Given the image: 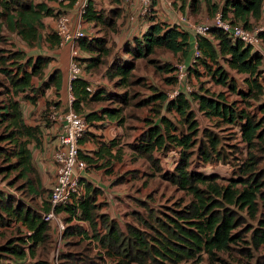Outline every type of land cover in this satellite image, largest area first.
<instances>
[{
  "label": "trees",
  "instance_id": "trees-1",
  "mask_svg": "<svg viewBox=\"0 0 264 264\" xmlns=\"http://www.w3.org/2000/svg\"><path fill=\"white\" fill-rule=\"evenodd\" d=\"M74 1L68 0L64 6L70 8ZM109 1L115 5L110 11L117 13L122 0ZM173 3L179 9L194 14L204 5L211 15L220 12L224 19L249 29L264 16V0H174ZM64 6L52 0H0V40L7 39L6 34L16 35L26 45H36L41 29L46 27L45 18L56 17ZM83 18L91 23H112L110 18L103 16L102 11L96 10L91 0L86 3ZM191 36L188 29L175 22L152 18L132 37L131 42L123 45L124 52L130 54L131 58L114 57L105 69V76L117 78L116 85L129 84L132 82L134 59L148 58L156 49L162 48L173 54L182 53L187 70L197 75L200 73L195 65H203L216 84L240 94L247 105L255 100L260 114L240 108L236 100H228L222 91L212 92L200 86L197 90L180 89L176 95L169 97L164 91L149 85L152 92L145 98H139L135 104L143 106L152 103L154 116L146 118V126L132 148L158 169L161 168L158 158L153 156L154 151L166 153L176 148L178 155L174 168L161 171L160 175L188 193L190 199L178 208H169L168 213L160 212L161 216L150 207L147 208L146 216L134 212L136 222L142 225L126 222L125 229H121L116 220L99 212L102 208V204L97 202L99 188L85 179L81 194L72 195L65 204L54 208L65 224L61 241L77 235L82 239L88 238L90 228L92 236L105 253L117 258L119 264H178L199 257L201 253H206L211 259H218L217 252L229 251L231 245L236 243H244L255 249L264 248V168L259 166L261 155L256 152L264 153V54L223 30L211 27L207 34L195 36L199 56L190 65ZM259 36L264 42V31ZM46 38L51 47L57 44L58 37L53 29L48 30ZM80 45L81 49L91 52V55L81 57V62L85 63L88 70L102 63V57L110 53L107 42L100 37L81 40ZM1 51L0 71L7 82L1 84L4 95L0 99V158L6 164L0 165V174L5 179L15 171L16 177L24 181L27 193L35 197L42 190L39 176H36L32 148H41L42 127H50L53 121L49 113L43 115L44 123L26 120L22 101L27 100L31 105H36L46 89H60L62 76L58 70H52L46 78H42L43 70L49 63L47 57H27L20 48ZM158 68L164 72L175 69L168 62L160 64ZM230 70L243 75L245 87L238 86ZM34 76L39 78L36 83L32 81ZM133 81L140 82V79ZM167 81L176 83V76H168ZM87 84L90 83L83 76L72 80L74 99L71 107L84 113L91 125L92 121L105 117L109 120L120 119L119 108L103 106L98 110L82 112L83 103L104 98L127 102V92H109L104 86L93 87L90 92L86 89ZM195 107L209 118H217L238 128L247 154L228 176L215 171L203 172L190 166L194 153L202 161L196 167L224 158L218 148L219 139L211 130L204 128L201 134L204 139L197 137L199 129ZM161 109L176 112L182 128L179 130L170 117L161 114ZM97 141L95 148L88 151L81 148L79 155L86 161L85 169L107 167L108 173L115 162L122 161L121 149L114 150L117 145L115 137ZM49 163L52 165V162ZM15 181L8 180L7 185L13 186ZM50 208L49 196L41 209H36L0 189V227L14 224V228L20 232L0 244V264H10L9 260L22 262L26 258L32 261L28 264H54L46 255L56 242V234L52 222L43 218V213ZM39 247L43 249L40 254L37 252ZM73 253L68 251L61 255L67 259L72 258ZM69 261L78 264L77 257ZM82 263L87 264L84 261ZM256 263L264 264V254L256 259Z\"/></svg>",
  "mask_w": 264,
  "mask_h": 264
},
{
  "label": "rangeland",
  "instance_id": "rangeland-1",
  "mask_svg": "<svg viewBox=\"0 0 264 264\" xmlns=\"http://www.w3.org/2000/svg\"><path fill=\"white\" fill-rule=\"evenodd\" d=\"M91 1L96 10L102 11L103 16L110 18L112 23L107 24L101 21L91 23L85 21L84 31L87 35L77 40L74 45L79 47L82 55H91L90 51L81 49L80 41H88L93 37H100L107 42L110 53L102 57V63L90 70L85 68L84 62H81L83 70L82 76L86 78L88 83L93 87L104 86L105 90L109 92H127V102L119 101L115 98H104L101 100H88L83 103L82 112L98 110V108L103 106L115 107L121 110L119 111L120 119L109 120L105 117L100 120L92 121L93 125L88 122V130L81 138V145L83 149L88 151L96 147L97 140L115 137L117 145L114 150L120 148L123 159L120 162H115L108 173H106V170H108L107 167H89L88 169H84L82 172L83 179H80L79 182L81 185V192L84 191L86 182L83 181L85 179L89 180L93 186L105 185V187H107V189L98 187L97 202L102 204V208L99 212L105 213L109 219L116 220L120 228L125 229L126 222H133L139 226L142 225L140 222H136L133 216L134 212L139 213L141 216H146L147 208L150 207L153 208L156 214L161 216L160 212L168 213L169 208H178L180 204H185L190 199L188 193L177 188L173 183L160 175L161 171H170L174 168L175 160L178 155L176 148H171L166 153L154 151L153 156L158 158L161 169H158L149 162L145 156L139 155L132 148L146 126V118L154 116L151 110L153 106L152 103L143 106L135 104L139 98H145L152 92L149 85H153L158 90L164 91L168 96L175 93V90H197L202 86L212 92L222 91L228 100H236V104L240 108H247L258 115L260 114V110L258 108L256 109L257 102L255 100H251V103L247 105L242 100L240 94L230 91L226 86L216 84L209 74L205 72V68L201 64L195 65L200 73L199 75L191 70H186V75L181 81L182 84L177 81L176 83L168 82L167 77L170 75L176 76V72L174 70L171 72H164L159 69L158 66L168 62L175 68L176 64L184 62V56L182 53L173 54L162 48L156 49L148 58L134 59L135 66L131 71L132 82H129V84L116 85L117 78L109 79L105 76V69L114 57L131 58L130 54L124 52L123 45L131 42L132 37L138 34L152 18L172 23L178 21L179 17L183 16L190 22H205L210 20L213 15L209 13V9L204 5H202L198 13L194 14L189 10L185 9L183 11L179 9L174 3H172L171 6V4H168L165 0H153L148 12L140 13V0H122L118 12L114 13L110 11V8L115 7V5L109 0ZM65 6L62 10L68 12L66 10L68 7ZM75 9L76 8H74V10ZM130 16H133V19H131ZM45 20L46 27L41 29L40 39L36 45L28 46L16 35L6 34L7 39L0 40V54L2 52L1 50H3V52H9L16 48H20L27 57L41 55L49 58V63L43 70L42 78H46L50 71L58 70L62 76V85L59 90H54L53 87L46 89L44 93L39 96L36 105L30 104L29 118L32 122L41 121L44 123L43 115L53 110L52 113L56 114V120L54 121L53 118L50 120L53 121V123H58L60 121L58 115L71 107L72 102L69 101L70 95L72 94L68 87L67 70L70 60V51L69 44L62 47L64 49L57 46L51 47L46 38V34L48 30L53 29L54 19L46 17ZM262 24H264V16L254 22L252 28L261 26ZM155 65H157V67ZM262 69L264 74V59ZM230 72L235 77L238 86L240 88L245 87L242 81L243 75L233 70H230ZM38 79L39 78L34 76L32 78L33 83H36ZM138 79H140V82L133 81ZM6 82V77L0 71V99L4 95L2 93L4 88L1 84H5ZM194 110L196 111L195 118L197 119L199 129L197 137L204 139V136L201 135L203 129L207 128L211 130L219 139L218 148L224 154V158L196 167L202 164V161H200V158L194 153L191 157L190 166L203 172L215 171L221 175L228 176L236 170L238 164L244 160L247 154L246 145L240 139L237 126L228 125L218 121L217 118H209L199 112L196 107ZM52 113L51 116L53 115ZM161 114H166L170 117V119L179 126V130L182 128L180 117L176 112H168L165 109H161ZM119 120H122V122ZM42 128H44L42 132L43 144L40 149L32 148L36 176H39L41 184L42 192L40 195L34 197L27 193L24 181L16 177L15 171L11 172L5 179H3V175L0 174L2 190L31 204L36 209H41L44 200H48L52 178L54 176V170L51 167V163H49L53 162L51 153L54 148L46 138L50 137V140L54 139L55 131L48 130L49 127L45 125ZM195 148L196 145L193 149ZM256 152L258 155H261L259 166L264 168V153L257 150ZM5 164V160L0 158V165L3 166ZM11 179L16 180L13 186L7 185L8 180ZM89 232L90 237L88 238L82 239L77 235L75 237L64 238L62 241L60 240L56 263L71 264L69 260L74 261L77 257L78 264H83L82 261L87 262V264H119L117 258L105 253V250L100 246L99 242L92 236L90 228ZM18 233L20 232L14 228V224L4 228L0 227V244L7 238L15 236ZM56 242H54L49 253L46 255V258L50 261H55L53 254L58 245L57 236ZM231 246L232 248L229 251L217 252L216 257L218 259H211L207 257L206 253H201L199 257L183 260L178 264H257L256 259L264 254L263 247L255 249L244 243H236ZM68 251L74 252V256H72V258L68 257L67 259L62 258L63 253H68ZM37 252L40 254L43 252V249L39 247L37 248Z\"/></svg>",
  "mask_w": 264,
  "mask_h": 264
},
{
  "label": "built area",
  "instance_id": "built-area-1",
  "mask_svg": "<svg viewBox=\"0 0 264 264\" xmlns=\"http://www.w3.org/2000/svg\"><path fill=\"white\" fill-rule=\"evenodd\" d=\"M54 3L64 6L68 0H52ZM88 0H75L72 3V7L66 8V11H61L56 17H54L53 30L57 34L58 41L55 46L64 47L69 44L70 60L68 63V87L71 91V82L75 78L82 77V67H81V50L78 46H75V42L80 38L85 37L87 34L84 31L85 20L83 14L85 13V6ZM153 0H140V13H146L150 9ZM168 4L174 2V0H165ZM64 7H62L63 9ZM74 8H76L74 10ZM264 13V10H263ZM133 19V16H130ZM181 27L188 29L192 34V50L190 53L189 64L192 65L199 56V50L197 48V41L195 39L196 35H205L211 27H216L224 32L228 33L231 37L240 39L245 44L251 45L255 50L264 54V42L262 41L259 33L264 31V24L255 28H246L242 24L231 23L229 20L224 19L220 12H217L210 20L205 22H190L185 17H179L178 21L175 22ZM64 49V48H62ZM188 69L187 62H181L175 65L174 71L176 72V81L180 84L183 77L186 75V70ZM88 91H93V86L91 84L86 85ZM180 90H175L169 97H173ZM72 94V92H71ZM73 94L70 95L69 101H73ZM28 102V101H27ZM26 101L23 103V114L27 119L29 118V105ZM72 103V102H71ZM50 111L49 116L53 118L54 121L55 113ZM51 113L53 114L51 116ZM60 121L54 122L58 124V128L55 130V141L53 144L52 155V166L54 169V176L52 178V183L50 187V210L43 213L44 220L51 221L56 236L58 239L57 248L53 254L55 258L54 264L56 263V258L59 252L61 233L65 227L63 220L59 214L54 212V208L60 204H65L72 195L81 194L80 178L82 177V172L86 168V161L80 157L79 150L82 147L80 139L86 134L88 130V122L84 116V113H79L72 107H69L65 112L58 115ZM52 124V125H53ZM51 127L53 128V126ZM1 189V182H0ZM10 264H28L30 262L29 258H26L22 262H14L9 260Z\"/></svg>",
  "mask_w": 264,
  "mask_h": 264
},
{
  "label": "crops",
  "instance_id": "crops-1",
  "mask_svg": "<svg viewBox=\"0 0 264 264\" xmlns=\"http://www.w3.org/2000/svg\"><path fill=\"white\" fill-rule=\"evenodd\" d=\"M192 38V37H191ZM53 128L50 126L48 130L52 131V130H55L56 128H58V124H55V127H54V124L52 125ZM47 141L50 142V145L53 147V144H54V141H55V138L50 140V137L46 138ZM52 169H53V166H51ZM50 167V168H51ZM54 170V169H53ZM86 177V176H85ZM99 188L101 189H107V187H105V185H98Z\"/></svg>",
  "mask_w": 264,
  "mask_h": 264
}]
</instances>
